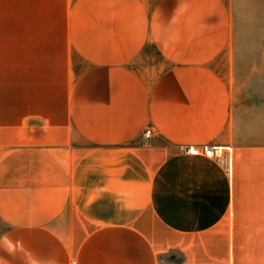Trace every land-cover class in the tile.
Listing matches in <instances>:
<instances>
[{"label": "crops", "instance_id": "0c3cea01", "mask_svg": "<svg viewBox=\"0 0 264 264\" xmlns=\"http://www.w3.org/2000/svg\"><path fill=\"white\" fill-rule=\"evenodd\" d=\"M234 3L0 0V264H264V42Z\"/></svg>", "mask_w": 264, "mask_h": 264}, {"label": "rangeland", "instance_id": "374dc122", "mask_svg": "<svg viewBox=\"0 0 264 264\" xmlns=\"http://www.w3.org/2000/svg\"><path fill=\"white\" fill-rule=\"evenodd\" d=\"M234 10L239 16L243 39L252 40L262 46L264 42V0H235ZM215 66L221 75L229 78V62L223 58ZM261 105H264V66H261ZM4 228L5 225L0 223V232Z\"/></svg>", "mask_w": 264, "mask_h": 264}, {"label": "built area", "instance_id": "2783aa9c", "mask_svg": "<svg viewBox=\"0 0 264 264\" xmlns=\"http://www.w3.org/2000/svg\"><path fill=\"white\" fill-rule=\"evenodd\" d=\"M152 128H146L143 136L146 139H149L153 135ZM223 146H215L210 144H202V145H185L183 150L187 153L193 155H204L208 157L218 156L223 152Z\"/></svg>", "mask_w": 264, "mask_h": 264}]
</instances>
